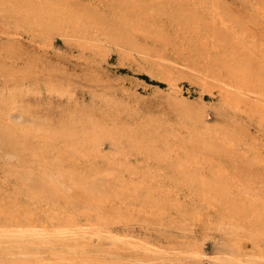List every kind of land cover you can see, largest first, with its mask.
I'll return each mask as SVG.
<instances>
[{"label": "rangeland", "instance_id": "374dc122", "mask_svg": "<svg viewBox=\"0 0 264 264\" xmlns=\"http://www.w3.org/2000/svg\"><path fill=\"white\" fill-rule=\"evenodd\" d=\"M55 1L61 7H67L69 15H67V11L65 12V10L58 11L59 14L57 15L48 6L46 7L48 9L38 11L39 15L46 18H43V23L38 24L35 37L27 27L13 25L10 22L8 11H5L6 13L0 12V53L1 47L4 44L14 43L15 39L19 40L16 42L17 45H23L29 49L31 47H28V44L34 46L36 67L40 79H46L50 72H55L64 81L72 83L76 91L75 98L72 100L63 98L60 101L48 93L27 96L25 104L35 106V111L30 116L24 117L22 125L8 122L10 119L15 121V116L11 114V116L7 117L9 109L4 105L3 111H5V114H0V152L2 149H14L18 147L17 144H20L21 140L19 138V136L21 137V134H19L21 132L20 129L24 125H31L32 120L35 121L37 119L35 122L40 127H44L41 129L44 132L43 134L46 131L49 133L53 125L59 126L61 118L58 115L57 108L60 103H63L61 105L65 104L69 109L80 110V107H83V109H86V114L90 116L89 118L93 121V124L116 127L119 130L122 146L118 145L117 148L104 137L100 141L102 158H84L85 160L76 163L69 156L71 152L67 148V141L60 139L54 143L50 156H58L61 161L59 163L53 162L51 166L60 168L58 172L62 173V175L67 173L73 178L83 177V175L93 178L89 184L93 183L92 185L97 193H103L101 195L98 194V197L100 196L103 199L99 204V210L102 213H107L108 215L114 211H121L126 215H130V218L131 216L135 217L134 220L131 218L133 221L130 219L126 225L115 224L114 229L117 233L124 231L132 232L138 238L150 240L158 246L164 247V251L170 250L172 246H175L177 251L181 250L182 252L186 250L188 252L191 248L195 249L197 247V253L194 255V258L189 259L190 254L185 252L179 255L183 259H172L168 263L218 264L217 258L222 256L220 252L230 250L228 246L230 245L228 241L230 237L241 239L243 250L250 252L252 250V243L249 239L243 238V233L245 234V232L242 229L243 225L240 224L243 222V212L241 213L242 215H236L240 217L239 221L237 220V223H233L232 225V222L229 223L228 216L231 213H236L243 206V185L240 188L236 184L237 178H240L243 184V172L251 177L250 180L253 187H260V192L264 189V127L261 126L257 117L249 118L246 115L243 111V105L242 108L236 110L223 107L221 104L222 93L220 92V88L212 83L211 80H209L207 85L202 83L196 69L205 71L206 76L212 78V80L216 78L224 79L228 75L227 70L222 67L229 60L223 56L221 50L217 51L213 48L217 40L209 42L205 40L207 33L210 31L214 33L216 29H208L204 26L206 29L203 32H198L191 28V22L194 19L202 22L211 20L210 12L205 7H198L205 1L208 3L215 2L223 12L231 11L235 15L245 17L248 16V12L253 8L258 7V5L263 6L264 0ZM72 15L75 18L82 17L93 25L98 24V26L92 27L88 31L87 40L84 39L85 42H80L73 37L64 35L65 30L61 27L64 24H68V21H64V18L68 19ZM73 22H70L73 25L71 30H76L77 27L74 26ZM219 35L224 34L219 31L218 37ZM156 53L166 56V59H176L185 62L191 68L170 65L167 61H162L160 65L158 64L160 60L152 57V54ZM10 60L11 58L7 60L1 58L0 65L4 62L10 64ZM193 67L196 69H192ZM167 70L173 71L177 76L180 103H176L177 100H173L174 94L168 81ZM0 74L1 86V79L8 77V73L3 72V68H1ZM94 95L100 96L103 99L113 97L112 107L107 105V108L112 109L105 111L103 109L104 104L102 105L101 103L93 106ZM76 100L82 104L85 102V105L77 106L75 104ZM185 105H189L192 110L186 108ZM195 111L202 112L204 119L209 123L227 125L226 130L238 141L236 150H223L219 148L218 144H214L216 150H210L206 156L209 158L208 162H212L213 164L208 165L207 168L193 167L191 168L192 170L188 169L186 172L195 174L198 171L196 173L197 177L194 178L195 180L197 179L196 182L195 180L192 181L189 186L184 181H180L182 182L180 184H172L177 183L173 181L176 176L178 178L184 177L185 171H181V168L177 165L184 159V150L182 151L181 147L190 142L192 135L198 138V136L203 134L194 124L192 116H194ZM41 120L42 123L40 122ZM153 122H155L154 125H158L159 129L153 128ZM128 131L133 134V139L131 138V140L127 139L129 137L126 136ZM154 136L156 137L154 138ZM9 138L12 139V143H9ZM205 139L200 140L198 138V142H201V144L208 142L207 140L204 141ZM14 140H16L15 143ZM212 142L209 143L212 144ZM152 145H156V147ZM249 145L253 146L258 153L257 157L261 161L258 165L244 166L243 164V150ZM143 147H151L153 154L154 152L155 154L159 153L157 155L158 158L160 156V158L167 159H158L156 155L152 154H148L147 157L146 149L142 151ZM155 149H159V152L157 151V153ZM116 150L118 158L115 159L124 162L123 166H119L112 158L105 159ZM29 155L30 153L27 152L28 166L30 167H28L27 171H31L32 181L23 175L22 179H17V174L13 173V171H5V167L0 161V201L7 202L8 208L9 205H12V200L10 199L12 195V199L19 200L24 213H35V218L33 219L39 221L46 219L48 217L47 214L53 213L54 202L64 203L61 200L62 198L58 201H54L53 199L46 201L44 199H30V195H25L29 191L27 189L37 190L39 188L38 185L43 181L42 175L47 173L41 166H36V163L31 161ZM157 162H160L161 165ZM218 163L224 164L223 168L226 169V173L225 171H221L223 175L221 177H226L227 180L226 178L220 179L221 181L226 180V182H223V184L226 183L223 185L225 186L224 196H222L223 194L213 195L214 190L211 189L214 188L210 187V189L209 186H205L198 181L200 180L198 175L208 177L211 181H217L215 179L219 175L218 172H220L217 169L219 167ZM223 172L228 177L224 176ZM150 173L156 179L154 177L151 178ZM215 173L218 175L216 176ZM212 175H215V178ZM25 182L28 183L24 185ZM131 182H133L134 186ZM137 182H139V185ZM33 184L37 187L35 188ZM142 184L145 185L143 186ZM19 187L22 188L23 193L18 196L15 192L17 193ZM138 187H143L144 191ZM122 188L123 190H120ZM133 188L135 191H133ZM125 190L128 194L130 193L131 197L125 193ZM138 191H141V195H139ZM157 191L158 193H156ZM144 192L145 196L142 195ZM79 193L80 190L75 186L68 188L69 196L72 195V199L74 198L73 200L75 201L71 200L66 205L70 210H78L77 216L82 221H85L86 219L82 212L85 204L76 201ZM152 193L154 195L150 197ZM135 194L138 196L134 201L132 197ZM156 195L157 199L154 198ZM159 195L162 199L158 198ZM142 196L145 197V200H142ZM225 197L234 199L232 205L231 203L215 201L222 198L225 200ZM121 198L122 200H120ZM126 198L132 201L130 202ZM239 201L242 202L240 203ZM58 205L56 204V206ZM237 206L238 209H236ZM124 207L128 208V210L124 209ZM137 208H139L138 211ZM232 208L237 211H234ZM135 211L140 212V215L135 213ZM162 214L165 215L160 216ZM222 216H225V220ZM3 218H0V223L3 222ZM222 221L223 224L221 225ZM43 250L41 247L38 251L40 254L46 256L47 253ZM171 255L177 257L175 254L171 253ZM151 264L156 263L153 262Z\"/></svg>", "mask_w": 264, "mask_h": 264}, {"label": "bare ground", "instance_id": "6f19581e", "mask_svg": "<svg viewBox=\"0 0 264 264\" xmlns=\"http://www.w3.org/2000/svg\"><path fill=\"white\" fill-rule=\"evenodd\" d=\"M47 6L52 10V12H55V14L57 13V15L59 14L58 11L61 12L62 10H65V12L67 11V15H69V10L67 9V7H61L55 0H0V12L8 11L10 22L18 27H27L34 37L36 36L35 33L37 27L40 25V23H43V18H46L45 16L42 17V15H39L38 11L48 9L46 8ZM198 7H205V9L211 14V20L202 22L194 19L191 22V28L198 32H203V30L206 29L205 27L213 30L216 29L214 33L211 31L208 32L205 40L206 42L217 40L216 44L213 45V48L217 51L221 50L223 56L228 58L229 61L222 67L223 69L227 70L228 76L224 79L216 78L212 80V78H208V76H206L205 71H199L194 67L192 69H196V72L197 74H199L200 79L204 85H207L209 80H211L212 83L216 84L220 88V92L222 93L221 104L223 107H229L230 109L236 110L242 108L243 105V111L246 113V115L249 118L257 117L261 126L264 127V5H258V7L253 8L250 12H248V16L245 17L235 15L231 11L223 12L220 7L215 4V2L208 3L207 1H205ZM64 21H68V24L62 23L64 24L61 27L65 30L64 35L67 37H73L75 38V40L80 42H85V40H87L88 31L92 27L98 26V24L93 25L89 21L87 22L82 17L75 18L73 15L71 17H68V19L64 18ZM72 21H74V26L77 27L76 30H71L73 25H71L70 22ZM219 31L224 35H219L218 37ZM18 41V39H15L14 43L4 44L1 47L0 57L2 59L5 58V60L11 58V60L9 61L10 64H7L6 62H4V64L2 62L3 64L0 65L1 68H3V72H5L6 74L8 73V77L5 76L6 78L1 79L2 85L0 86V114H5V111H3V106L5 105L6 108L9 109L7 112V117L11 116V114H14L15 116H13L15 118V121H12V119H10L8 122L22 125L24 123V117L30 116L35 111V106H32V104H25V98L27 96L48 93L58 98L60 101H62L63 98L72 100L75 98L76 91L72 83L64 81L55 72L49 71L50 73L48 74L46 79H40L36 67V53L33 50L35 47L28 44L27 46L31 47L29 49L23 45H17L16 42ZM152 57L160 60L158 61V64H160L162 61H167L170 65H175L178 67L182 66L186 68L190 67L185 62H181L176 59H166V56L162 54H152ZM166 74L168 76L169 84L173 89V100H177L176 103H180V99L178 96L179 88L177 85V76L171 70H167ZM113 100V97L103 99L100 96L94 95L93 106L101 103L102 105L104 104L103 109L105 111H108L112 108H107V105L112 107ZM75 102L77 106L85 105V102H83L84 104H82L78 100H76ZM61 104L63 103H60L57 108V111L59 113L58 115L61 118L59 126L56 127V125H53L49 133L46 131L47 134H43L44 132L41 131V129H43L44 127H40L39 124L35 122L37 119H35V121L32 120L31 125H24L23 128L20 129L21 132L19 134H21V137L19 136V138H21V140L20 144H17L18 147L14 149H2L0 152V161L5 167H3L5 171H13V173L17 174V179L19 180L22 179L23 176L31 180V171H27L29 167L27 152L30 153L29 156L31 158V161L36 163V166H41L45 171H47L45 175H42L43 181L41 179L42 183L38 185L39 188H37V190L27 189L29 191L25 195H30V199H44L46 201L53 199L54 201H58L60 198H62L61 200H63L64 203L60 204L54 202L55 204H53V213H50L52 215L47 214L48 217L46 219L38 221L33 219L35 218V213H24V211H22V207L20 206L19 200L12 199V195L10 196L12 205H9L8 208L7 202L3 200L0 201V218L4 217L3 222L0 223V264H151L153 262H155L156 264H185L183 262L168 263L172 261V259H183V257L179 255L185 252L187 254H190L189 259L194 258V255L197 253V247L195 249L191 248V250H189L188 252L187 250L182 252L181 250L177 251V248L175 246H172L170 250L164 251V247L158 246L150 240L138 238L132 232L124 231L121 233H117L114 229L115 224L126 225L127 223H129L131 218H133L134 220L135 217L131 216L130 218V215H126L121 211H114L108 215L107 213H102L99 210V204L103 199L102 197L100 198V196L98 197V194L100 193H97L96 189L92 185L93 183L89 184V182L92 181L93 178H89V176L87 175H83V177L79 178H73L67 173L65 175H62V173L58 172L60 168L51 166L53 165V162L59 163L61 161L58 156H50L51 150L54 147V143L60 139H64L65 141H67V148H69L71 152L69 153V156L70 158H72V160H75L76 163L85 160L84 158H102L103 155L100 149V141L104 137H106V139H108L112 145L114 144V146L116 147L118 145L122 146V143L120 142L121 139L119 137V130L116 127L114 128L110 125L108 127H105L103 124H93V121H91V119L89 118L90 116L86 114V109H83V107H80V110H75L67 108L65 104ZM185 107L190 108L189 105H185ZM192 117L194 118V124L196 128H199V130H201L203 133L198 136V138L200 140L206 138L204 141L207 140L208 142H204L201 144V142H198V138L192 135L190 142L187 145L181 147V150H184V159L181 160V158V162L177 165L179 166V168H181V171H185L184 177L178 178V176H176L173 181L177 183L172 184H180L182 183L180 181H184L189 186V184L195 180L194 178L197 177L196 173L198 171H196V169L195 174L190 172L186 173L188 169H191L193 167L207 168L208 165L213 164L212 162H208L209 158H207L206 156L208 155L210 150H216L214 144H218L219 148L223 150H236L238 141L231 135V133H229V131L226 130L227 125L209 123L204 119V116L200 111H195L194 116ZM40 122L42 123V120ZM184 123L186 124V122ZM154 124L155 122H153V128L159 129L158 125ZM126 136H129L128 138L126 137L128 140H131V138L133 139L132 132L128 131L126 133ZM155 137L156 136H154V138ZM8 141H10L9 143H12V139ZM15 141L16 140H14V143ZM209 142H212V144H210ZM151 147H143L144 149L142 151H145L146 149L147 157L148 154L156 156L159 155V149H155L156 152L158 151V154H155V152L153 154V149ZM154 147H156V145ZM113 153L108 155L105 159L112 158L119 166H123L122 164L124 162L118 161L119 159H115L118 158L117 150ZM257 155L258 153L253 146L249 145L248 147H246V149L243 150L244 166H254L261 163ZM160 162L157 163L161 165ZM218 166L219 167L217 169L220 171L218 172L219 175L216 174L217 171L215 173L216 176H219H217V178L215 179L217 181H211L208 177H205L203 175H198L200 178V180L198 181L205 186H209V188H214H210L211 190H214V192L212 191L213 195L223 194L222 196H224L225 186L223 185L226 183L223 184V182H226L227 178L224 177L226 178L225 181H221L220 179L223 178L221 177L223 176L221 171H225L226 173V169L223 168L224 164L222 163H218ZM149 172L151 171L149 170ZM169 176H167V178H169ZM212 176H214L215 178V175ZM224 176L228 177V175L226 174ZM153 177L151 176V178ZM250 178L251 177L244 172L243 184L240 178H237L236 184L239 185L240 188L243 185V202L239 201L240 203H243V206H241L243 210H241L242 208L239 210L237 206L236 209H238V211L235 209L237 212L231 213L228 218L230 221L229 223L232 222V225L233 223H237L236 221L240 218L236 215L243 214V224L240 223L241 225H243L242 229L245 232V234L243 233V238L249 239V241H251L252 250H250V252H248L247 250L244 251L241 245V239L230 237L228 239V241L230 242H228L230 244L228 245L230 250L227 246L229 251H221L222 253L220 252L222 256L217 258L219 262L218 264H264V189H262L260 192V187H253ZM198 181L197 183H199ZM20 182L22 183V181ZM26 183L28 182H25L24 185ZM131 183L133 184V182ZM138 183L139 182H137V184ZM147 183L145 184L147 185ZM72 186H75L80 190L79 196L76 201H80L82 204H85V208L82 209V212L84 214L83 216H85L86 219L85 221H82L79 216H77L78 210H70L66 205L74 199H72V195L69 196L68 194V188H71ZM30 187L32 188V186ZM36 187L37 186H35V188ZM141 188L144 191V188ZM206 188L208 189V187ZM149 189L152 190L151 188ZM120 190H123V188ZM133 191H135L134 188ZM231 192L234 193L233 191ZM22 193L23 190L20 187L18 188L17 193L15 192V194L18 196ZM125 193H127V191ZM139 193V195H141V191ZM153 193L152 195L150 194V197L154 195ZM156 193H158V191ZM121 194L123 193L121 192ZM129 194L127 193V195ZM136 194L134 197H132V200L134 201L138 196ZM144 194L145 192L142 195L145 196L146 194ZM240 194L242 193L240 192ZM204 195L203 197H205ZM156 197L157 195L154 196L155 199H157ZM228 197H225V200H223L222 198L216 199L215 201L226 202L228 204L231 203L232 205L234 199H228ZM122 198L120 200H122ZM144 198L145 197H143L142 200H145ZM158 198H161V196L159 195ZM128 199L126 198V200ZM56 204L59 205L56 206ZM173 207L175 206L173 205ZM125 208L126 207H124V209ZM126 209L128 210V208ZM138 209L139 208H137V211ZM11 211L13 212L11 213ZM135 213L138 212L135 211ZM139 213L138 215H140ZM55 215L57 216L55 217ZM163 215L165 214H162L160 216ZM183 215L185 214L183 213ZM141 217L143 218V216ZM224 218L225 216L223 217V219ZM222 224L223 221L221 225ZM41 247L42 249H44L43 251L47 253L46 256L39 253L38 250L41 249ZM171 253L175 254L177 257H173Z\"/></svg>", "mask_w": 264, "mask_h": 264}]
</instances>
